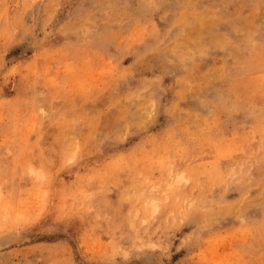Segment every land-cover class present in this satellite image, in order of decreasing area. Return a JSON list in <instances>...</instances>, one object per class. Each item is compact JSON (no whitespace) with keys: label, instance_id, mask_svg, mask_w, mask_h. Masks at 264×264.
Here are the masks:
<instances>
[{"label":"rangeland","instance_id":"obj_1","mask_svg":"<svg viewBox=\"0 0 264 264\" xmlns=\"http://www.w3.org/2000/svg\"><path fill=\"white\" fill-rule=\"evenodd\" d=\"M0 264H264V0H0Z\"/></svg>","mask_w":264,"mask_h":264},{"label":"bare ground","instance_id":"obj_2","mask_svg":"<svg viewBox=\"0 0 264 264\" xmlns=\"http://www.w3.org/2000/svg\"><path fill=\"white\" fill-rule=\"evenodd\" d=\"M199 20V19H198Z\"/></svg>","mask_w":264,"mask_h":264}]
</instances>
